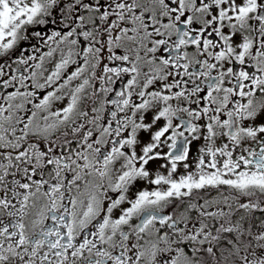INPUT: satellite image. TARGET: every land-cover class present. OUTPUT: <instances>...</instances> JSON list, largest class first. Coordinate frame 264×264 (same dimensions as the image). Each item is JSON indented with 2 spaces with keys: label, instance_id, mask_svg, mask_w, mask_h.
<instances>
[{
  "label": "snow or ice",
  "instance_id": "6c2138e0",
  "mask_svg": "<svg viewBox=\"0 0 264 264\" xmlns=\"http://www.w3.org/2000/svg\"><path fill=\"white\" fill-rule=\"evenodd\" d=\"M0 264H264V0H0Z\"/></svg>",
  "mask_w": 264,
  "mask_h": 264
}]
</instances>
